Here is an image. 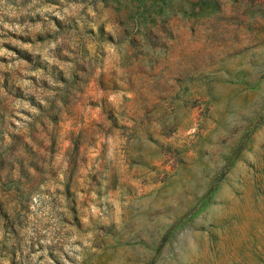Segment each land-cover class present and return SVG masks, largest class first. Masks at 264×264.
<instances>
[{"label": "rangeland", "instance_id": "374dc122", "mask_svg": "<svg viewBox=\"0 0 264 264\" xmlns=\"http://www.w3.org/2000/svg\"><path fill=\"white\" fill-rule=\"evenodd\" d=\"M0 264H264V0H0Z\"/></svg>", "mask_w": 264, "mask_h": 264}]
</instances>
